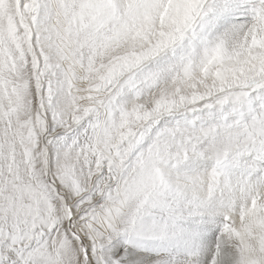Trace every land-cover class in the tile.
I'll use <instances>...</instances> for the list:
<instances>
[{
  "label": "snow or ice",
  "instance_id": "6c2138e0",
  "mask_svg": "<svg viewBox=\"0 0 264 264\" xmlns=\"http://www.w3.org/2000/svg\"><path fill=\"white\" fill-rule=\"evenodd\" d=\"M0 264H264V0H0Z\"/></svg>",
  "mask_w": 264,
  "mask_h": 264
}]
</instances>
